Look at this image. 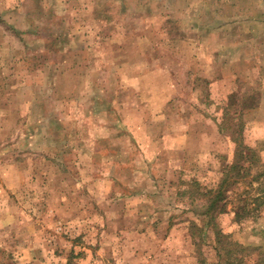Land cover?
I'll return each instance as SVG.
<instances>
[{"label":"rangeland","instance_id":"obj_1","mask_svg":"<svg viewBox=\"0 0 264 264\" xmlns=\"http://www.w3.org/2000/svg\"><path fill=\"white\" fill-rule=\"evenodd\" d=\"M258 3L129 0L113 30L93 0H54L55 14L37 13L34 0H0L2 31L12 35L3 52L20 59L0 61V264H264V204L253 208L264 201V54L259 40L246 41L245 26L232 28ZM30 22L44 28L35 36L54 31L58 48L69 40L67 54L30 61L32 72L66 67L52 75L53 91L51 75L24 77L34 35L11 28L24 32ZM86 57L104 72H69ZM20 88L38 90V109L28 102L20 112ZM103 102L132 141L106 145L114 130L103 127L112 119ZM222 111L230 130L218 125ZM42 115L63 120L69 136L45 132ZM234 123L244 124L239 136L257 161L243 182L232 179L229 215L213 227L207 199L179 193L191 181L220 182L233 162ZM244 200L249 215L233 223L231 208Z\"/></svg>","mask_w":264,"mask_h":264},{"label":"crops","instance_id":"obj_2","mask_svg":"<svg viewBox=\"0 0 264 264\" xmlns=\"http://www.w3.org/2000/svg\"><path fill=\"white\" fill-rule=\"evenodd\" d=\"M45 1H49V2H45ZM92 1V0H89ZM128 1L129 0H93V3L96 5V12L94 11L95 16H98L102 19L99 20L100 23H107L110 22L113 30L116 29H120V24L121 21L123 20V18L126 15V11L128 8ZM245 4H246V8L247 6H251L253 0H244ZM255 1V0H254ZM259 1V3L256 5V11H251V12H247L248 14L251 15H247L244 20L243 23L240 25H235L232 28L235 27H241V26H245L244 30H242L243 34L245 31L244 36L246 37V41L247 42H253V41H257L259 40L260 45L263 47V54H264V34H262L264 32V0H257ZM35 3V10L37 11V13L40 12H47V13H53L55 14V4H54V0H34ZM248 3V5H247ZM52 5V7H51ZM98 8V9H97ZM258 8H260V11L258 10ZM253 10V9H252ZM254 12V13H253ZM97 18V17H96ZM1 20H5L3 17H1ZM255 26H259L258 31H256L257 29L254 27ZM34 23L30 22V24L27 27V31L24 32H20L19 30H16V27H12L11 29L15 32V34L17 35H34V39H32L29 42L25 43V49L23 52H26L27 54H29L30 56L26 57V62L22 60V64L26 65V68H24V70L22 69V71H26L27 73H25L26 78L29 77H35L37 78V80L39 79H43V75H48L45 79L47 80V78L49 77L50 79V86L48 88V90H52V88H54L55 86V82L56 79L54 76L52 75H62L63 73H65L66 71V67L64 66V68L60 67V65H58V69H55L56 65L54 62H52V65L54 66L51 72H45L43 69V73L41 71L38 70V66L35 72H32L30 69V61H36L37 65L39 64L40 60L42 59V57L47 56V57H51L53 54H57L58 52H67V45H69V40L65 37L63 39V47L58 48L60 45H58L61 41H58L56 39H58L57 37H55L54 35V31H52V37L49 38V36L47 35L46 37L42 38L40 35L39 36H35L37 35L38 32H42L44 28H40V27H36L35 29L33 28ZM252 30H255L258 34H256L255 36L252 35ZM253 31V32H255ZM261 32V33H260ZM5 31H2V27L0 25V61H4V59L8 58L7 57V53H4L3 51L6 50V47H8L5 43V41L7 39L10 40V38H12L11 34H5ZM22 37V36H21ZM96 37L94 36V39L92 41H95ZM31 45H35L37 46V48L39 47L40 50H34V47H30ZM40 52L38 55L37 53ZM83 53L80 52L78 54L82 55ZM90 55V54H89ZM25 56V55H23ZM77 56V57H78ZM3 58V59H2ZM87 58V57H86ZM9 63H13V62H17L20 59H14L13 57H9ZM11 60V61H10ZM45 60V59H43ZM263 60V59H262ZM67 60H64V63ZM94 60L92 59H86L84 62L80 61V59H74V61L72 60L71 63H69L68 65L69 67V72L73 71L74 74L76 75H90L91 72H93V74H98L99 72H104L102 69H100L101 67H98V64L95 60V63L93 62ZM45 62V61H43ZM264 62V60H263ZM59 70V71H58ZM25 82V80L23 81ZM28 81H26L27 83ZM33 85H38L37 82L32 83ZM32 84H30V86H32ZM90 86L91 88L95 86L94 82L90 80ZM21 89V88H20ZM22 94H25L26 98L24 100V103L21 105L22 108H20V112H24L28 110V102L29 103H33V105L35 106L36 109H38V104H40V96L38 94V90L32 91L30 96L24 91L22 90ZM74 93L75 95V91L73 88V91L71 93V96ZM12 95V93H11ZM70 96V97H71ZM97 99L96 95H93L91 97V101H95ZM117 101L119 102L118 98ZM10 102H8L7 104H9ZM101 103L105 106H107V109H105L104 113L109 114L112 113V119L110 120V123H104L103 127L105 129H107L108 131L110 130H114L113 132V136L109 137L108 141H106L108 144H106L107 146H112L111 140L112 142L116 143L118 140L121 139H127V140H131L130 135L127 133L125 126L123 125L122 121L119 118V115L117 113V109L113 108V104L111 102L109 103ZM5 105V104H4ZM24 105V106H23ZM27 106V107H26ZM6 110V109H4ZM7 111V110H6ZM41 120L45 122V132H52V134L58 136H64V139H66L69 135L64 132V130H62L63 126H64V121L63 120H59L56 119L54 120L51 117H48L47 115H42ZM75 125V121L73 122ZM62 130V131H61ZM111 132V131H110ZM68 133H71V130L68 131ZM112 133V132H111ZM129 136V137H128ZM31 136H27L24 137L23 140H21L22 145L27 144L28 139ZM66 137V138H65ZM94 141H96V139H94ZM7 147V145H6Z\"/></svg>","mask_w":264,"mask_h":264},{"label":"trees","instance_id":"obj_3","mask_svg":"<svg viewBox=\"0 0 264 264\" xmlns=\"http://www.w3.org/2000/svg\"><path fill=\"white\" fill-rule=\"evenodd\" d=\"M230 106L231 105H229V107ZM229 107L227 106V108ZM237 112L238 111H233L232 115ZM222 114H224V116L221 115L219 117L221 123L219 122L218 125L221 126L223 130H230L229 125H227V123H225L224 121V118L227 114L224 111H222ZM237 114L238 116L235 117L234 121H237V118L241 119V114ZM242 126H244V124L239 123L238 125H236V123H234V125H232V142H234L235 144L233 152L234 154H232L233 162L224 166V169L221 172L222 178L220 179V182H217V180H213L212 185L201 187L197 181H191V188L188 191H182L179 193L180 196L186 194L191 198H195L196 200H199L198 198H206L207 204L203 209H205L204 215L209 218L210 224L215 222V218L220 215H229V212L226 209L228 204L225 200V194L231 191L232 186L236 184L232 181V179L236 178V180H239V183L241 181L243 182L245 178L250 174L254 163L257 161V158L254 155L255 152L254 150H252L253 148L247 146L239 136V133L242 132L240 131ZM261 175L262 174L256 175V177H253V179L257 181L258 177ZM250 182L252 181L250 180ZM262 204H264V201L254 204L253 208H259ZM247 205V200H244V203L241 206L231 208L233 223H238L249 215L246 209ZM212 226L214 227L215 224H212Z\"/></svg>","mask_w":264,"mask_h":264}]
</instances>
